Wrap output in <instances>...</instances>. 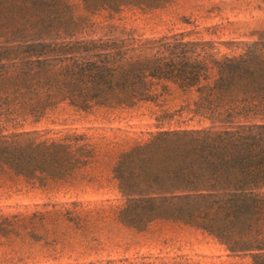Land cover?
Instances as JSON below:
<instances>
[{
	"label": "rangeland",
	"instance_id": "1",
	"mask_svg": "<svg viewBox=\"0 0 264 264\" xmlns=\"http://www.w3.org/2000/svg\"><path fill=\"white\" fill-rule=\"evenodd\" d=\"M61 1L79 27L70 34L66 27L62 31L55 26L42 36L96 44L91 52L72 57L59 48L14 51L23 56L21 66V60L42 56L46 62L37 69L43 80L53 79L47 73L57 77L75 71L79 67L72 63L98 58L92 55L106 53L110 46L117 50L114 58L130 48L140 49L131 51L139 56L148 54L146 45L153 40L169 37L184 43L192 57L205 51L219 58L264 40V0H139L100 9L82 0ZM18 36L21 42L27 38ZM11 40L5 35L0 44ZM136 84L135 97L118 91L119 86L89 90L90 98L73 95L74 87L53 86L49 95L41 92L32 99L0 98V140L66 143L80 135V143L92 149L88 163L74 173L68 168L50 176H25L0 167V216L72 211L46 219L34 234H0V264H254L250 254L230 250L245 246L232 237L242 232L241 226L230 228L229 237L200 227L196 219L147 214L139 199L148 186L133 180L126 186L120 180L116 168L131 150L172 132L187 134L223 124L198 108L197 85L164 80L145 90ZM91 93L96 96L91 98ZM129 205H139L130 217L124 212Z\"/></svg>",
	"mask_w": 264,
	"mask_h": 264
},
{
	"label": "trees",
	"instance_id": "2",
	"mask_svg": "<svg viewBox=\"0 0 264 264\" xmlns=\"http://www.w3.org/2000/svg\"><path fill=\"white\" fill-rule=\"evenodd\" d=\"M82 1L100 9L139 0ZM69 9L61 0H0V38L12 37L11 42L0 44V98L7 102L10 97L32 99L41 92L49 95L53 86L74 87L73 95L90 98L89 90L94 93L114 86L135 97L136 83L145 90L164 80L183 87L197 85L198 108L225 119L218 120L222 126L156 137L125 154L117 173L126 186L131 180L148 186L139 199L147 214L196 219L200 227L229 237L230 228L241 226L242 232L232 237L245 246L230 250L250 254L254 264H264V40L250 43L237 55L219 58L205 51L192 57L184 43L169 37L153 40L146 45L148 54L139 56L131 51L140 49L130 48L114 58L117 50L110 46L106 53L92 55L98 58L72 63L79 67L75 71L57 77L47 73L53 79L43 80L37 69L46 62L42 56L21 60L25 65L21 66L23 56L14 51L59 48L72 57L73 53L91 52L96 44L42 36L44 32L48 36L55 26L62 31L66 27L72 34L79 26ZM14 35L27 38L21 42ZM80 140V135H74L66 143L25 144L5 138L0 140V167L25 176H50L68 168L74 173L92 157V149ZM136 206L124 210L128 217L130 212L136 214ZM71 213L62 208L0 216V234H34L46 219ZM81 216L77 211L76 217Z\"/></svg>",
	"mask_w": 264,
	"mask_h": 264
}]
</instances>
